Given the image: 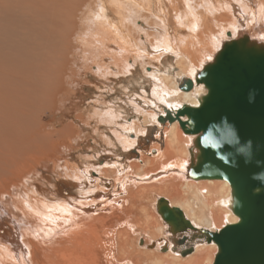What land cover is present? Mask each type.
I'll return each mask as SVG.
<instances>
[{"label":"bare ground","instance_id":"6f19581e","mask_svg":"<svg viewBox=\"0 0 264 264\" xmlns=\"http://www.w3.org/2000/svg\"><path fill=\"white\" fill-rule=\"evenodd\" d=\"M13 1L0 2V264H212L216 243L199 240L182 253L193 239L186 237L180 243L165 236L168 228L156 202L164 198L195 228L216 232L238 221L231 210V187L222 179L189 178L186 167L195 136L185 133L176 119L161 123L158 118L166 115L165 109L174 113L183 104L198 106L206 88L194 82L195 76L225 41L247 35L264 43V0H81L77 12L82 11L85 31L76 33L78 52L72 66L65 59L73 47L70 37L75 26L65 3L77 5L80 0H58L64 5L50 9H58L57 15H49L51 28L47 14L40 16L43 20L29 14L41 11L40 0H31L38 5L35 8L26 0ZM168 51L176 56L178 76L184 73L183 78L193 80L190 90L180 88L183 78L145 67ZM138 61L152 77L159 112H146L137 104L141 125L121 121L112 110L97 111V130L107 127L116 142L128 149L145 141L138 136L149 130V124L168 123L160 133L163 153L155 151L156 157L144 164L132 162L126 172L145 179L159 173L151 184L123 178L116 193L105 192L97 199L82 191L81 179L90 170H79L80 163L65 155L77 145L80 128L87 129L89 122L54 129L56 115L61 110L65 117L74 110L84 99L83 88L109 86L112 75L131 73ZM79 75L84 76L83 82ZM99 139L83 144L99 148ZM102 139L104 149L113 151L110 136ZM153 161H161L160 166L147 169ZM115 168L112 163L91 166L113 177L119 175ZM55 173L63 182L81 187L77 196L54 184ZM12 180L17 181L6 188ZM86 198L94 201L85 202ZM138 227L144 236L135 232Z\"/></svg>","mask_w":264,"mask_h":264},{"label":"water","instance_id":"95a60500","mask_svg":"<svg viewBox=\"0 0 264 264\" xmlns=\"http://www.w3.org/2000/svg\"><path fill=\"white\" fill-rule=\"evenodd\" d=\"M194 82L206 88L198 106L183 104L174 113L165 109L158 120L176 119L195 136L187 176L226 180L238 221L216 232L197 229L164 198L157 199V212L171 239L215 242L212 264H264V43L247 35L225 41ZM194 82L183 78L180 88L188 91Z\"/></svg>","mask_w":264,"mask_h":264},{"label":"rangeland","instance_id":"374dc122","mask_svg":"<svg viewBox=\"0 0 264 264\" xmlns=\"http://www.w3.org/2000/svg\"><path fill=\"white\" fill-rule=\"evenodd\" d=\"M1 1H5V3L7 5H10L14 2L13 0H0V2ZM29 1L26 0V2H27L26 5H28V6L33 4V3H31L32 2L31 0H29ZM42 1H45L46 3L45 2L41 3ZM49 1L50 0H40V3L39 4L37 3V4L40 6L41 11L40 10H30L31 12H33V14L31 12H29V14L30 15H36V17L40 20H43V17H40L41 15L45 16L47 14L48 16L46 15L45 20H47L49 22L48 26H49V28H51L50 25H52V20H51L52 16H49V15L50 14L51 15H53V14L57 15L58 9L56 11H54V10L50 11V9H56V7L58 5H64V3L61 2V3H63V4H61V3H59L58 0H51L54 4V5H52L51 4L52 2H49ZM87 1L88 0H86L84 2L87 3ZM37 2H39V0H37ZM29 3H31V4H29ZM66 3H65V5H67V6H66L65 11H67V12L69 11V13L71 12L70 17H72L71 20L73 21L72 26H75L74 29L72 27V30H74V31L71 32V37H70V41L72 42L73 47L72 46L69 47V51H68L67 57H66L67 59H65V61L67 63L70 62L71 66H72L73 65L72 61H74V58L78 52L77 45L74 44L75 43L74 40H75V38H77L76 33L81 32V31H85V28L82 26V23H81V21L83 20L82 11L77 12V9L82 6L81 0L78 2L77 5H74V4L72 5L71 2H69V4H68V2H66ZM35 4H33L34 5L33 7L31 5V7L35 8V6H38ZM48 5H50V6H48ZM54 6H55V8H54ZM74 6H76V7L73 9ZM106 6L109 8L108 5H106ZM163 6H164V8L166 7L164 4H163ZM37 8L39 9V7H37ZM36 11L37 12L39 11L40 14L37 13ZM152 12H155L154 8H153ZM164 12H165V9H164ZM148 13H150V12H148ZM112 18H114V17H112ZM76 27H78V28H76ZM231 38H232V36H231ZM224 40H227V37H225ZM148 47H149V50H153V48H151L150 46H148ZM75 51H77V52L75 53ZM153 62H155V63L154 64L153 63H150V64L145 63V67H147V68L151 67V71L152 70H158L160 73L162 72V74L170 75V76H172L173 79L179 80V79L183 78L182 76H186L184 73H182L181 76H178V69L176 67V56L174 55V52L168 51L166 53H163L159 58L158 57L155 58V60ZM147 70L144 71V69L142 68L141 62L138 61V63L135 65V67L132 68L131 73L125 72L123 74H118V76H116V77H115V75H112L114 77H113V80L110 82L109 86L101 85L99 87L96 86L97 88L90 86V88L88 87L86 90H85V88H83L81 86L79 88V90H82V88H83L85 91V96H84L83 101L77 102L78 106L76 105V108L74 110H72L68 115H65V117L64 116L61 117V115H62L61 110H60V112H58L59 114L57 113V115H56L57 122L55 123L54 129L61 128L63 126L69 125V124L70 125L71 124L76 125L75 123H77L79 121L80 122L81 121L86 122V120H87L89 122V125L87 126L88 130L87 129L83 130L80 128V130L82 132H81L80 136L77 138V140L79 141L78 142L79 144L75 143L77 145H74V147L72 149H69L70 151L68 150L69 151V152L67 151L68 154H65V155H70V158L73 159L72 161H76V163H78V164L80 163L79 164L80 165L79 170H83V169L84 170H90V173L88 174V176H85V174H84V177L81 179L84 182L83 186H82V188H83L82 191H84L85 193L87 191H89V192H87L88 195L90 193H93L97 197V199H99L101 197V194H104L105 192H109V195L110 194L113 195L114 192L116 193L117 192L116 189L120 188V182L119 181H121L123 178L125 180H127L128 178H130L131 180L136 179L138 184H151L155 180V177H157L156 173L157 174L159 173V172H156L155 174L151 175L149 178L145 179V177H142L138 174L134 176L132 171H130L131 173H126V172H129L128 168H129V170L131 169V166L133 164L132 162L137 163V161H138L139 164H144V161L149 160V158H150V160L155 158L156 156L154 157V155L156 152L158 154L163 153V151L165 149V146L163 144L164 137L160 133L162 131L163 125L168 124V123L160 124L156 121L155 124H149L147 127L149 130H145L144 131L145 133L142 132V134L140 133V135L138 136L139 138L145 139V141L139 142V143L137 142L138 144L134 143V145L130 146L128 149L123 148L121 146V144L116 142L115 138L111 135V133L107 127L101 126V129L97 130V126H98V120L96 119L97 118L96 117L97 111H98L97 113L100 112L103 114L104 112H106L108 110H112L113 112L118 113L122 117L121 121L140 122L141 125H142V119L140 118L141 115L136 112L139 104H140L139 108L143 109L146 112H148L150 110L151 111L153 110L154 113L159 112L160 104H159L158 100L155 98V96H153V94H152V88H153L152 79H151L152 77L150 76V74L148 73ZM126 71H128L127 68H126ZM144 73L145 74L148 73L149 75L148 74L145 75ZM78 78L82 82L84 81L83 75H82V77L79 75ZM114 79H116V80H114ZM111 85H113V86H111ZM101 99H103V100H101ZM58 105H61V107L65 110L64 106L61 103ZM145 107H146V109H145ZM94 113H95V115H94ZM130 134L133 135L134 133L130 132ZM92 135H94V137ZM102 136L105 138L106 137L108 138L110 136L111 142L113 144L111 149L114 148L113 151L110 150L109 148L104 149V147H103L104 141L102 139ZM130 137H132V136H130ZM92 138H93V140L100 138L99 140L101 142L100 143L101 147L99 146V148H93V147L89 146L86 148L83 143H85V142H88L89 144L92 143ZM155 140L158 142H156ZM102 142H103V144H102ZM73 143L74 142H72V144ZM151 146H152V149H151ZM149 149L153 150V152H151ZM159 150H160V152H159ZM140 153H143V155L147 156V158L145 160H143L144 158L143 157H142L143 159L141 158ZM45 159H47L46 156H45ZM160 162L161 161H153V163L150 164L151 166H147V169L152 167V166L153 167H159L161 164ZM111 163L116 165L115 169H116V172L119 174V175H116V177L111 176L109 172L98 173L96 171H93V169H91V166H98L99 167V166H102L105 164H111ZM127 163H129V166L130 165L131 166L129 167L127 165ZM177 163L179 164V162H177ZM91 164H93V165H91ZM60 168L61 167H59V169ZM133 169L134 168L132 167V170ZM60 173H62V172H60ZM169 173L170 172H168L167 174H169ZM29 175L30 174H28V176ZM158 176H160V175H158ZM52 177H53L54 184L65 189V191L67 192V195L72 196V197L77 196V193L79 192L78 189L81 187L75 186L72 183L63 182L61 179L62 177L60 176V178H59V175H57V173L52 174ZM118 177H120V179ZM143 179H145V180H143ZM15 181H17V180H12V182L10 181V182H8V184L5 183L6 188L10 187L13 184V182H15ZM121 183H123V182H121ZM88 199L86 198L85 202L94 201V199H90V198H88ZM104 202L107 203V200L103 201V203ZM149 206L151 207V204H149ZM135 232H137L138 234L140 233L141 235L144 236V233H143L144 230L140 229V227H138V229H136ZM184 234H186V233H184ZM165 236H169V233L166 232ZM182 236H183V233H178V234H176L175 237L178 239ZM196 242L198 243L199 240H195V242H194V239L191 241H187L188 244L186 243L183 248H189V247L193 246Z\"/></svg>","mask_w":264,"mask_h":264},{"label":"flooded vegetation","instance_id":"af4514ba","mask_svg":"<svg viewBox=\"0 0 264 264\" xmlns=\"http://www.w3.org/2000/svg\"><path fill=\"white\" fill-rule=\"evenodd\" d=\"M183 235H186V234L183 233ZM180 238H181V237H180ZM189 248H190V247H189ZM186 249H188V248H184V250H186Z\"/></svg>","mask_w":264,"mask_h":264}]
</instances>
